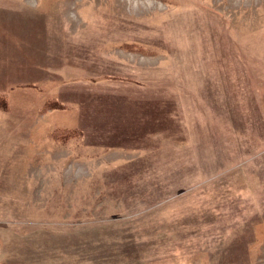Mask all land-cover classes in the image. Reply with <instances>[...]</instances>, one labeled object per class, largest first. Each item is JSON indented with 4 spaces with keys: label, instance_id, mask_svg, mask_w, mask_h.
I'll use <instances>...</instances> for the list:
<instances>
[{
    "label": "rangeland",
    "instance_id": "rangeland-1",
    "mask_svg": "<svg viewBox=\"0 0 264 264\" xmlns=\"http://www.w3.org/2000/svg\"><path fill=\"white\" fill-rule=\"evenodd\" d=\"M0 96V264H264V0H0Z\"/></svg>",
    "mask_w": 264,
    "mask_h": 264
},
{
    "label": "trees",
    "instance_id": "trees-1",
    "mask_svg": "<svg viewBox=\"0 0 264 264\" xmlns=\"http://www.w3.org/2000/svg\"><path fill=\"white\" fill-rule=\"evenodd\" d=\"M48 106L51 108H56V109L61 107L57 103H54V102H52V104H49ZM6 108H7L6 100L0 96V109L5 110ZM52 136L55 137V139H57L59 137L55 133ZM68 136H69V134L66 135V137H68Z\"/></svg>",
    "mask_w": 264,
    "mask_h": 264
}]
</instances>
